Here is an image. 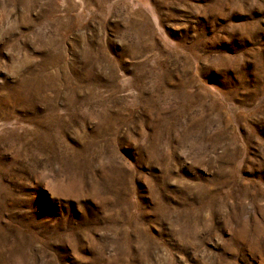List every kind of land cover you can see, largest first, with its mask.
<instances>
[{
	"label": "rangeland",
	"instance_id": "obj_1",
	"mask_svg": "<svg viewBox=\"0 0 264 264\" xmlns=\"http://www.w3.org/2000/svg\"><path fill=\"white\" fill-rule=\"evenodd\" d=\"M0 264H264V0H0Z\"/></svg>",
	"mask_w": 264,
	"mask_h": 264
}]
</instances>
